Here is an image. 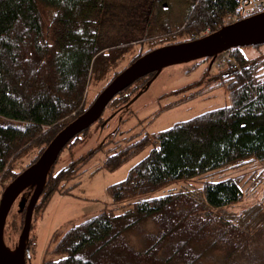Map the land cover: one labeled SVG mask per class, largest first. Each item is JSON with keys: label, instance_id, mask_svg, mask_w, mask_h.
Here are the masks:
<instances>
[{"label": "trees", "instance_id": "trees-1", "mask_svg": "<svg viewBox=\"0 0 264 264\" xmlns=\"http://www.w3.org/2000/svg\"><path fill=\"white\" fill-rule=\"evenodd\" d=\"M184 1L189 11L177 32L183 37L171 43L196 39L205 29L209 33L220 29L224 19L247 0ZM106 3L0 0V175L4 188L91 105L95 98L87 102L86 95L90 80L113 71L132 44L169 32L161 22L147 19L140 34L122 39L105 35L101 14ZM158 7L154 6V12L161 10ZM175 34L154 43L169 42ZM229 51L237 67L218 70L210 81L226 86L230 103L166 129L117 141L97 171L114 172L147 148L148 152L123 179L106 186L109 202L99 213L77 223L68 221L52 232L40 264H264V210L238 216L226 213V207L244 197V176L214 178L253 162L264 169V58H248L240 47ZM124 68L114 72L106 85ZM206 74L211 75L208 68ZM152 75L119 92L106 108L114 114L128 111L130 100ZM137 82L141 84L133 87ZM91 126L67 143L56 162L65 149L72 152ZM112 133L122 131L117 127ZM33 147H39L38 153L17 171V158ZM92 154L58 171L54 163L35 204L30 232L33 220L43 217L55 193L69 195L79 184L68 183L78 165ZM193 180H201V186L160 194ZM18 212L23 215L24 211L18 207ZM247 215L258 216L253 230ZM132 235L139 237L138 245ZM36 248L37 237L29 234L26 264Z\"/></svg>", "mask_w": 264, "mask_h": 264}, {"label": "rangeland", "instance_id": "rangeland-1", "mask_svg": "<svg viewBox=\"0 0 264 264\" xmlns=\"http://www.w3.org/2000/svg\"><path fill=\"white\" fill-rule=\"evenodd\" d=\"M157 5L161 10L156 13L153 9ZM188 11L189 5L184 0H107L101 14V29L106 32L105 35H115L122 39L130 33L140 34V30L141 33L143 32L141 25L147 19L151 22H161L164 27L169 29V32L132 44L113 71L99 80H90L86 93L87 102L92 101L98 95L114 72L127 66L139 53L171 43V41L182 40L183 36L177 32L182 28ZM169 33H176V37L160 45L154 43L157 38L169 36ZM240 49L248 58H264V44L244 46ZM211 63V60L199 59L162 68L149 86L133 98L128 111L114 114L112 108H106L102 115L103 119L91 126L83 140L72 152H69L68 149L62 152L54 166V171H58L76 159L80 160L82 156H87L90 152L93 154L82 165H78L75 177L69 181V185L79 183L73 191L69 195L55 193L43 217L33 220L30 236L37 237V248L36 253L29 256L27 264H40L50 235L56 228L66 225L68 221L77 223L99 213L109 202L105 193L106 186L123 179L130 167L148 152L147 148L114 172H107L103 169L97 171L109 154V149L114 148L117 141H125L136 133L157 132L166 129L175 122L190 119L206 110L230 103L226 86L215 85L210 81L214 73L227 66L218 68L214 62L213 66ZM207 68L211 75L206 74ZM140 84L141 82H137L133 87ZM111 116L113 117L109 119ZM117 127L122 131V134L112 133ZM38 150L39 147H33L18 157L16 170L23 169L36 156ZM83 170H85L84 173L80 174ZM236 175L244 176L241 185L244 197L242 201L226 207L224 211L234 216L252 209L255 214L261 213L264 210V169L262 165L253 162L224 174H218L214 178L221 179ZM3 185L0 175V190H4ZM200 186L201 180L181 182L161 191L160 194ZM30 191H26L22 196L28 197ZM19 200L20 197L13 204L4 229L5 243L11 249L17 244L23 222V215L18 212ZM245 218L250 222L249 229L253 230L258 224V216L247 215ZM147 228L152 227L148 224ZM131 239L135 245L139 244L138 236L132 235Z\"/></svg>", "mask_w": 264, "mask_h": 264}, {"label": "water", "instance_id": "water-1", "mask_svg": "<svg viewBox=\"0 0 264 264\" xmlns=\"http://www.w3.org/2000/svg\"><path fill=\"white\" fill-rule=\"evenodd\" d=\"M260 44H264V12L224 25L214 32L193 40L153 48L120 71L98 93L83 113L70 121L51 139L38 159L19 173L2 191L0 195V264H26V245L34 207L44 189L52 166L67 143L101 117L115 95L138 79L153 73L145 87L134 96L136 97L166 66L204 58H211L212 62L218 54L231 48ZM28 188L31 190L28 197H23V192ZM19 197V211H24L23 222L17 244L11 249L5 243L4 228L7 216Z\"/></svg>", "mask_w": 264, "mask_h": 264}, {"label": "built area", "instance_id": "built-area-1", "mask_svg": "<svg viewBox=\"0 0 264 264\" xmlns=\"http://www.w3.org/2000/svg\"><path fill=\"white\" fill-rule=\"evenodd\" d=\"M262 12H264V0H247L245 5L239 6L235 12L228 15L224 19V24H231L240 19ZM206 34H209V29H206L204 32H202L199 37ZM214 64L218 68H222L224 66L237 67V63L229 50L218 54L214 58Z\"/></svg>", "mask_w": 264, "mask_h": 264}, {"label": "flooded vegetation", "instance_id": "flooded-vegetation-1", "mask_svg": "<svg viewBox=\"0 0 264 264\" xmlns=\"http://www.w3.org/2000/svg\"><path fill=\"white\" fill-rule=\"evenodd\" d=\"M213 62H214V60H213V61H212V63H211V64H212V66H213Z\"/></svg>", "mask_w": 264, "mask_h": 264}]
</instances>
